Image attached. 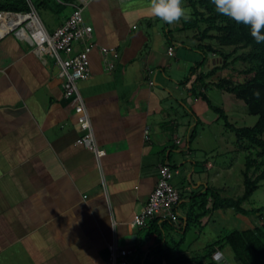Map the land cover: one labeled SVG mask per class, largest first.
Returning <instances> with one entry per match:
<instances>
[{"label": "crops", "instance_id": "crops-1", "mask_svg": "<svg viewBox=\"0 0 264 264\" xmlns=\"http://www.w3.org/2000/svg\"><path fill=\"white\" fill-rule=\"evenodd\" d=\"M149 3H77L93 27L96 44L90 53V77L79 83V91L97 144L106 152L100 162L76 145L82 135L77 103L65 98L66 78L54 60L42 59L14 34L0 41V264H103L114 239L122 248L136 250V264H189L179 259L203 255L224 229L246 231L263 225L224 209L209 212L186 231L188 217L202 212L192 207L194 200L208 189L226 198L228 184L222 185L221 168L211 162H206L208 174L201 172L203 153L212 155L214 147L200 145L205 131L197 136L203 121L196 108L191 110L196 124L186 129L191 124L188 103L197 107L189 87L197 83L200 92L205 90L198 80L202 66L189 79L185 74L190 63L196 66L205 58L187 52L191 48L186 46L181 51L169 45L166 33L172 29L150 13ZM74 7L60 16L52 13L58 22L50 28L43 23L47 31L63 25ZM176 27L182 31V25ZM82 48L78 43L74 51ZM101 48L117 51L118 58L110 57L114 68L104 66ZM218 63L213 54L205 73ZM219 80V72L205 79L209 84ZM166 162L179 170L171 181L181 197L179 220L174 226H160L158 237L153 221L136 228L133 220L147 205L159 167ZM206 208H212V198ZM215 251L222 252L228 264H236L230 247Z\"/></svg>", "mask_w": 264, "mask_h": 264}, {"label": "trees", "instance_id": "trees-1", "mask_svg": "<svg viewBox=\"0 0 264 264\" xmlns=\"http://www.w3.org/2000/svg\"><path fill=\"white\" fill-rule=\"evenodd\" d=\"M77 3L78 0H0V11L28 13L31 11V6H33L37 12L39 9H44L60 16L64 14L69 6H77ZM182 7L190 11L187 19L182 18L180 20L181 30H192L194 32L193 39L199 42L198 49L205 57L203 62H205L209 53H220L225 60L223 65L201 74L198 78L201 83L215 75L217 71L229 67L228 56H225L224 52L218 48L230 47L234 51H244L234 60V62L245 64V68L238 72L244 78L243 81L234 83L229 79H221L211 84L204 82L202 88L205 92H200L197 95H200L209 108L225 120L228 126L230 125L224 110L214 106L206 95L208 85L234 94L246 103L250 114L259 117L257 123L250 128H238L231 125L239 142H248L245 148L248 155L246 156V169L243 172L245 187L243 195L239 198H223L216 191L208 189L200 200H194V204H192V207L199 206L202 212L195 214L193 219L188 217L186 223V231H188L192 223L199 224L200 219L211 211L232 209L235 213L245 216L262 211V209L247 210L244 203L251 199L260 182L264 181V42L256 43L250 34V26L237 23L233 19L217 13L211 0H182ZM166 37L169 45L174 44L173 33L170 29H168ZM212 43H215L218 48L214 47ZM199 65L192 69V75ZM195 135L192 132L189 139L194 140ZM252 150H256L255 153L262 161L258 162L257 159L252 158ZM252 169H255L254 174L258 170L262 169V171L254 177L251 172ZM209 198H212L211 209L206 208ZM159 223L158 220L152 222L153 229L156 230L155 234L158 237L162 234L161 228L163 229L164 224H170L171 222H162L160 225ZM171 224L174 226V223ZM224 247H230L236 264H264V225L246 231H226L217 241L206 247L203 255L179 260L189 264H217L213 258L215 250Z\"/></svg>", "mask_w": 264, "mask_h": 264}, {"label": "built area", "instance_id": "built-area-1", "mask_svg": "<svg viewBox=\"0 0 264 264\" xmlns=\"http://www.w3.org/2000/svg\"><path fill=\"white\" fill-rule=\"evenodd\" d=\"M85 4L86 0H80ZM75 6L68 19L49 33L39 17L37 10L31 6L28 13L0 11V41L7 35L14 34L21 41L29 44L42 59L50 57L65 75L63 84L66 99H75V113L82 135L76 140V145L91 151L98 162L106 155L96 141L89 111L79 91V83L90 77V53L96 46L92 42L93 27L86 24L83 15V6ZM83 43V48L75 52V45ZM173 47L168 49L173 55ZM104 66L109 70L114 68L110 57L118 58V53L112 48H101ZM151 86L154 81H150ZM150 128L145 130L146 140H149ZM179 143V142H178ZM179 174V170L169 163L159 167L157 185L151 194L147 205L136 215L133 226L144 228L151 221L177 223L179 220L178 204L180 194L172 185V178ZM109 258L103 264H136L135 249L122 248L114 239L108 244ZM217 264H228L223 253L216 251L213 255Z\"/></svg>", "mask_w": 264, "mask_h": 264}, {"label": "rangeland", "instance_id": "rangeland-1", "mask_svg": "<svg viewBox=\"0 0 264 264\" xmlns=\"http://www.w3.org/2000/svg\"><path fill=\"white\" fill-rule=\"evenodd\" d=\"M38 14L40 19L47 28H50V26L52 25L54 26L57 25L58 22L57 17L54 16L52 13L44 9H39ZM164 25L165 24L161 22V26L165 27L166 25L165 26ZM169 25L172 29L174 44L176 45L178 50L184 51L185 50L184 46H186L187 48H191V51H187V52H191L194 55L195 52L201 53L200 50L198 49L199 42L193 39L194 32L192 30H184V31L178 30L176 26L181 25L180 21ZM49 33L52 34L54 33V31H49ZM212 44L214 45V47L218 48V46H216L215 43ZM218 49L224 52L225 56H228L227 61L229 62V67L217 71L216 74H218L219 72L220 80L229 79L232 80L234 83H236L237 81H243L244 78L240 76L238 72L245 68V64L241 62H234V60L244 51L243 50L234 51V49L230 47L218 48ZM217 56L219 60L218 66L223 65L225 63V60L223 59V55H220V53H218ZM212 57L213 54L209 53L207 55L205 63L204 62L201 63L204 60L202 57L201 58L202 61L201 60L199 61L200 65L197 64L199 66H202L201 71L203 73L208 71L206 69V65L207 62L210 59H212ZM174 61L175 60H173V62ZM196 66L195 64L192 63L189 64L188 67L189 69L185 74L187 79L191 77L192 75L191 71ZM201 71H198V73L200 74ZM195 72H197V68L195 69ZM204 82L206 83L205 80ZM189 90L194 95V91L198 90L197 94H199L201 88L199 90L198 84L196 83L193 86L191 85L189 87ZM197 94L196 96L190 95L192 99H196L195 103L197 104V107L196 106L194 107L191 103H188L187 106L188 108L186 109V111L189 117L187 122L189 121L191 124L189 125V123H187L186 129L189 130L190 126L196 124V121L191 115V110L196 108L195 110L199 112L201 119L203 121V124L197 125V136L200 135L203 128L205 131L200 140L201 141L200 145L201 146L204 145V147H209V145H211V148L214 147V152L211 153L212 155H210L209 153L207 154L203 153V161L200 163L201 172L204 174V176L208 174L206 171L207 161L213 163L216 167L219 166L221 168L220 182H222V185L223 183L228 184V189L224 192L222 191L224 197L239 198L243 195L245 189L243 172L246 169V156L248 155V152L245 148L248 145V142H244V143L239 142L235 132L231 128V125L238 128H244V127L250 128L257 123L259 117L250 114L246 103L238 99L234 94L220 90L215 86L208 85L206 95L208 96V98H210V101L214 106L224 110L225 114L227 115L228 124L230 125L228 126L227 122L222 118H220V116L217 113L213 112L209 108L208 104L203 100V98ZM206 115L209 117H207ZM193 128L195 133L196 127ZM252 152H253V156H252L253 159H257L258 162L262 161V159L259 158L255 153L256 150H252ZM216 167L215 169H213L212 171L210 170L209 172H214L216 170ZM254 170L255 169L251 170L252 175L254 177L260 174L262 171V169L258 170L254 174ZM172 184L175 185V181H173ZM244 207L247 210L262 209V211H260L257 214H251L250 217L253 220L254 224L264 225V181L260 182L258 189L251 197V199L244 203ZM229 230H233V229L232 228L224 229L222 235ZM175 238L179 240L181 236L177 235ZM178 245L181 246V244Z\"/></svg>", "mask_w": 264, "mask_h": 264}, {"label": "clouds", "instance_id": "clouds-1", "mask_svg": "<svg viewBox=\"0 0 264 264\" xmlns=\"http://www.w3.org/2000/svg\"><path fill=\"white\" fill-rule=\"evenodd\" d=\"M217 13L237 23L250 26L256 43L264 42V0H211ZM149 11L167 24L188 18L190 10L182 7V0H150Z\"/></svg>", "mask_w": 264, "mask_h": 264}]
</instances>
